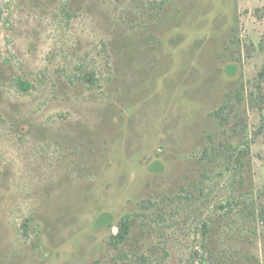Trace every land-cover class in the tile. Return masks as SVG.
<instances>
[{
    "label": "rangeland",
    "instance_id": "1",
    "mask_svg": "<svg viewBox=\"0 0 264 264\" xmlns=\"http://www.w3.org/2000/svg\"><path fill=\"white\" fill-rule=\"evenodd\" d=\"M0 264H264V0H0Z\"/></svg>",
    "mask_w": 264,
    "mask_h": 264
},
{
    "label": "trees",
    "instance_id": "2",
    "mask_svg": "<svg viewBox=\"0 0 264 264\" xmlns=\"http://www.w3.org/2000/svg\"><path fill=\"white\" fill-rule=\"evenodd\" d=\"M231 74L233 73V71H229ZM20 87L23 88L24 90H27L30 88V85L27 83H20ZM111 216L108 214L102 215L98 218L97 220V226H103L105 224H108L110 222ZM130 233V224L129 222L126 220L121 224V230L119 232V240L121 242H124L127 238V236Z\"/></svg>",
    "mask_w": 264,
    "mask_h": 264
}]
</instances>
